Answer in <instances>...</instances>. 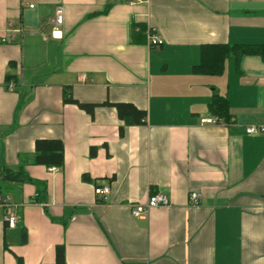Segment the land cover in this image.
Segmentation results:
<instances>
[{
	"label": "crops",
	"instance_id": "1",
	"mask_svg": "<svg viewBox=\"0 0 264 264\" xmlns=\"http://www.w3.org/2000/svg\"><path fill=\"white\" fill-rule=\"evenodd\" d=\"M133 22L164 44H133ZM218 43L264 45V0H0V165L47 188L36 203L35 184L4 186L17 224L0 207V264L53 263L62 245L67 264H264V133L246 131L264 127V60L194 74L201 46ZM68 93L132 103L146 123L113 107L92 116ZM215 94L230 124H202ZM40 139L63 141L62 168L31 163ZM158 193L170 205L134 217Z\"/></svg>",
	"mask_w": 264,
	"mask_h": 264
},
{
	"label": "trees",
	"instance_id": "2",
	"mask_svg": "<svg viewBox=\"0 0 264 264\" xmlns=\"http://www.w3.org/2000/svg\"><path fill=\"white\" fill-rule=\"evenodd\" d=\"M148 27L143 23L133 22L131 25V41L135 43L148 44ZM154 48V47H151ZM247 56H258L264 60V45L256 44H204L201 46L200 63L193 67V73L205 76H221L228 61H233L236 68H239L241 61ZM18 83L15 76H8L7 82ZM7 83V84H8ZM66 103L74 104L87 113L94 115L98 107H113L118 111L120 119L125 121L126 125H143L146 122V111L138 109L132 103H111L106 101L102 104L82 103L75 100L70 93L66 95ZM212 116L216 117L224 124H230L232 115L230 113V103L226 97L215 94L212 101L208 105ZM124 128H121L123 133ZM96 150L92 149L91 155L94 156ZM33 165L45 166L48 168L64 166V143L62 140L40 139L36 141L34 157L31 162ZM0 198L7 195L5 185L7 184H23L31 183L38 187V195L34 202L43 203L46 198V184L34 181L23 168L12 170L4 163L0 165ZM84 181L91 182V178L87 175L83 177ZM23 243H27V233L23 236ZM18 264H24L22 258H18ZM49 264H67L65 247L57 246L56 260Z\"/></svg>",
	"mask_w": 264,
	"mask_h": 264
},
{
	"label": "built area",
	"instance_id": "3",
	"mask_svg": "<svg viewBox=\"0 0 264 264\" xmlns=\"http://www.w3.org/2000/svg\"><path fill=\"white\" fill-rule=\"evenodd\" d=\"M31 8H34V6H31ZM52 23L56 28L63 25V10L62 8H58L55 17L52 20ZM148 45L149 47H160L164 44V41L157 35L156 31L152 28H148ZM11 40V38H9ZM16 84L14 82H9L7 84V88L10 91H13L15 89ZM202 124H209V125H223L224 123L222 121H219L218 119L211 118V119H204L202 120ZM247 133L250 135H256L259 133H264V127L260 126H250L247 128ZM110 193V190L108 187L104 188H98L97 189V195L98 197L104 198L106 195ZM201 198V194L197 192H192L190 195V202L192 205H198L199 200ZM170 205L169 198L164 193H158L155 195H151L145 202L140 203L136 205L133 208V215L136 218H143L148 214V212L151 209L157 208V207H168ZM0 207L4 211V220L8 223L9 228H15L17 224V219L15 218V215L13 214V204L12 199L8 196L1 197L0 198Z\"/></svg>",
	"mask_w": 264,
	"mask_h": 264
}]
</instances>
